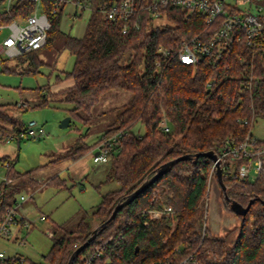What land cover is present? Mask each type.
I'll return each instance as SVG.
<instances>
[{"label": "trees", "instance_id": "1", "mask_svg": "<svg viewBox=\"0 0 264 264\" xmlns=\"http://www.w3.org/2000/svg\"><path fill=\"white\" fill-rule=\"evenodd\" d=\"M5 1L0 0V25L24 18L36 7L35 2L19 1L6 11ZM76 1L82 5L81 12L89 6L90 15L82 37L65 39L64 49L75 57L72 71L62 72L63 78L57 76L60 81L72 80L73 85L53 94L74 105L69 110L72 119L84 121L87 120L81 114L91 115L92 108L111 90L127 91L133 97L97 143L77 144L54 160L77 161L93 152L98 143L121 133L108 147L110 166L106 175V182H116L119 188L103 195L98 207L72 231L58 235L60 229L54 226L51 238L55 243L46 256L47 264H69L73 253L95 228L109 220L121 201L153 178L161 166L186 155L193 158L175 164L122 209L82 254L98 246L102 239L110 241L106 251L110 264H264V166L256 181L243 182L228 172L245 160L222 161L229 197L243 206L253 199L255 202L246 217H239V226L216 236L207 226L214 162L202 155L196 162L194 158L210 151L220 155L229 140L240 144L250 138L264 145V140L252 134L255 121L264 120V43L258 48L236 42L217 64L205 58L196 65H186L175 55L166 58L160 49L178 50L183 42L196 36L206 39L219 27L222 18L210 24L200 12L189 14L181 8H168L166 24L156 25L146 15L139 30L124 34L123 23L109 20L101 11L102 5L116 0ZM64 6L65 3L54 0L43 2L52 25L45 47L52 46L60 31ZM55 9L57 14L52 13ZM39 51L15 60L29 62L33 66L29 72L36 73L46 65L39 60ZM8 61L11 60L0 55L3 72L9 71ZM48 104L45 98L34 107ZM16 109V104L0 105L1 142L10 137L19 142L32 138L27 135L28 124L11 114ZM164 120L171 127L169 133L162 129ZM138 124L145 126V134L134 132ZM8 160L0 158V165ZM15 164L16 161L11 162L8 172L10 182H0V213H5L19 194L40 186L34 176L40 168L22 173L15 169ZM216 172L217 167L214 176ZM45 185L65 188L67 183L55 175ZM222 200L233 213L223 190ZM169 207L170 214L151 218L152 212Z\"/></svg>", "mask_w": 264, "mask_h": 264}, {"label": "rangeland", "instance_id": "2", "mask_svg": "<svg viewBox=\"0 0 264 264\" xmlns=\"http://www.w3.org/2000/svg\"><path fill=\"white\" fill-rule=\"evenodd\" d=\"M74 1L64 0L60 31L52 46L44 47L39 51V60L46 65L40 66L36 73L29 72L33 69L29 62L20 63L15 59L8 61L9 71L6 72H3V66L0 65V105L16 104L17 109L11 114L19 117L26 124L36 122L34 130L43 132L41 136L25 138L20 142L0 141V158L8 157L16 161L15 169L22 173L47 165L34 174L36 179L41 181L39 188L56 174L65 178L67 183L65 188L43 185L41 191L27 190L28 196L33 194V197L24 204V208L28 212V217L32 221H37L36 227L31 232L22 230L18 240L13 237L0 241V250L8 257L21 256L33 264L48 263L46 256L55 243L48 231L54 230V226L60 229L58 235L65 230L72 231L81 219L98 207L103 195L119 188L116 182H106L110 164L95 163L93 152L85 154L76 162L54 161L59 154L77 144L92 146L97 143L133 97L127 91L111 90L105 93L99 103L92 108L91 115L81 114L87 121L73 118L70 127H61V123L70 116L69 110L73 109L74 105L63 102L61 96H55L51 89L58 85L57 76H62V72H71L74 67L75 57L64 49L65 39L68 36L82 37L89 18L88 10H85L83 15L74 17L75 12H81ZM155 23L164 25L166 19H158ZM8 35L9 30L0 33V45ZM45 98L49 100L48 106L34 107ZM134 132L138 135L145 134V126L136 125ZM252 134L255 138L264 140L263 119L258 118L255 121ZM5 173V170H0V175ZM221 190L217 176H213L208 190L207 226L212 225L213 219L216 223L225 222L234 227L236 225L234 220L238 219L237 215L229 212L223 204L221 210L216 206L215 201H220ZM224 210L232 215L225 214ZM42 214L47 215L49 220L39 221ZM237 225H239L238 221Z\"/></svg>", "mask_w": 264, "mask_h": 264}, {"label": "built area", "instance_id": "3", "mask_svg": "<svg viewBox=\"0 0 264 264\" xmlns=\"http://www.w3.org/2000/svg\"><path fill=\"white\" fill-rule=\"evenodd\" d=\"M19 1L35 2L36 7L30 15L14 20L7 25H0V33L3 30H9V35L0 45V55L8 60H14L43 49L47 44L48 32L52 27L49 14L43 9L45 0H6L5 10L9 11ZM54 1L64 2V0ZM79 3L75 0V5L82 8ZM85 8L90 11L89 6ZM168 8H181L189 14L200 12L207 17V23L210 24L218 18H222V20L219 27L206 39L198 36L192 37L183 42L178 50L170 51L161 48L160 52L166 58L175 55L181 63L186 65H196L205 58H211L214 64H217L224 53L236 42H245L249 47L258 48H261L264 43V0H116L110 5H102L101 11L109 20L123 23V33L127 34L131 30H139L146 15L155 21L161 18L165 19ZM57 12V9L52 11L53 14H57ZM239 58L242 62L247 63L244 56ZM245 123L247 124V121ZM35 126L36 122L34 121L28 124V136L35 138L43 134L42 131L34 130ZM161 126L165 132H171L167 120H164ZM119 136L121 133L96 146L93 151L95 163L109 162L108 147L112 146ZM12 140L14 139L10 137L7 142ZM241 158L245 162L239 167H231L228 173L234 174L243 182L256 181L264 166V145H259L256 139L250 138L240 144L229 140L218 155L220 163L228 159L233 162ZM11 162L12 160L9 159L0 165V170L3 169L6 172L5 175H0V182H10L8 172ZM215 168L216 163L212 168L210 179L214 176ZM32 197L33 194L28 196L26 192H23L17 196L16 201L7 208L5 213H0V241L13 237L18 240L22 230L31 232L36 227L37 221H32L24 208V204ZM171 212L172 209L169 207L164 211L152 212L150 216L152 219H156ZM48 220L49 217L45 214L39 217L41 222ZM48 234L51 236V232L48 231ZM109 243L110 241L101 239L98 246L84 254L81 253L75 259L74 264H110L109 258L106 257ZM75 247L78 246L75 245ZM19 260L21 264H31L26 258L8 257L4 251L0 250V264H13Z\"/></svg>", "mask_w": 264, "mask_h": 264}, {"label": "water", "instance_id": "4", "mask_svg": "<svg viewBox=\"0 0 264 264\" xmlns=\"http://www.w3.org/2000/svg\"><path fill=\"white\" fill-rule=\"evenodd\" d=\"M71 121H72V117L71 116L67 117L61 123V127L62 128L70 127L71 126ZM200 155H202L203 157L209 158L214 163H216L217 179L219 181L221 189L223 190V192L225 194V199L230 204L231 210L233 211V213H235L239 217H246L248 212L250 211L252 205L254 204L255 200L254 199L251 200L247 206H243L242 204L238 203L237 201L232 200L229 197L228 192H227V186H226L225 181H224V173H223V170H222V167H221V163H220V161H218V155L214 151L206 152V153H203V154H197L194 157L195 158V162L200 157ZM192 158H193V156H191V155L182 156V157L174 159V160L164 164L163 166H161V168L158 170V172L156 173V175L153 178L146 180L134 193L129 195L125 200L121 201L115 207L111 217L109 218V220L107 222H105L104 224H102V225L98 226L97 228H95V230L93 231V234L91 235V237L73 253V255H72V257H71V259L69 261V264H74L75 259L82 252H84L87 248H89L91 246V244L105 230L107 225L110 222H112V221H114L116 219L118 213L122 209H124L127 205L132 203L140 194H142L144 191H146L155 181H157L163 174H165L175 164L179 163L180 161L189 160V159H192ZM263 205H264V202H263ZM138 250H139V248H137V251Z\"/></svg>", "mask_w": 264, "mask_h": 264}, {"label": "crops", "instance_id": "5", "mask_svg": "<svg viewBox=\"0 0 264 264\" xmlns=\"http://www.w3.org/2000/svg\"><path fill=\"white\" fill-rule=\"evenodd\" d=\"M74 3H75V1H74ZM77 9H78V7H77ZM80 9V11H81V8H79ZM85 12V11H84ZM84 13L83 12H75L74 13V17H78L79 15H83ZM89 15H90V12H89ZM60 77L62 78L63 77V75L61 76L60 75ZM57 84L58 85H56V86H54L53 87V89H51V92L52 93H58V92H60V91H62V90H64V89H66V88H68V87H71L72 85H73V81L72 80H63L62 82L60 81V80H58L57 81ZM65 153V152H64ZM63 154V153H62ZM60 155V154H59ZM58 155V156H59ZM68 160H66V161H62V162H67ZM73 162H76V161H73ZM47 165H45V166H42V167H38V168H40V169H42V168H44V167H46ZM40 169H38V170H40ZM37 172L38 171H36L35 172V174H37ZM56 175H58V176H60L61 178H62V176L60 175V174H56ZM35 176V175H34ZM35 178H37V177H35ZM65 179V178H64ZM38 182L39 183H41V181L40 180H38ZM47 182V181H46ZM43 185H45V183H43L42 184V186L40 187V188H38V189H36L35 191H38V190H43ZM221 201V202H220ZM220 203L218 202V201H215L216 202V206L221 210L222 209V204L224 205V203H223V201H222V190H221V196H220ZM225 207V206H224ZM224 213L225 214H227V215H236L235 213H232V214H229V213H227V210H224ZM227 217H229V216H227ZM238 217V219L237 220H234L232 217H230V219L231 220H234V224H236L234 227H237V226H239L240 225V223H241V220H240V218H239V216H237ZM237 221L239 222V225H237ZM234 227H232V225H227L225 222H218V223H216L213 219H212V225L211 226H208V228L211 230V232L214 234V235H216V236H221V235H224V234H226L227 232H229L231 229H233Z\"/></svg>", "mask_w": 264, "mask_h": 264}]
</instances>
